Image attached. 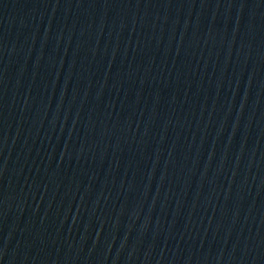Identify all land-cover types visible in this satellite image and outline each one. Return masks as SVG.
<instances>
[{"label": "water", "instance_id": "obj_1", "mask_svg": "<svg viewBox=\"0 0 264 264\" xmlns=\"http://www.w3.org/2000/svg\"><path fill=\"white\" fill-rule=\"evenodd\" d=\"M0 264H264V0H0Z\"/></svg>", "mask_w": 264, "mask_h": 264}]
</instances>
